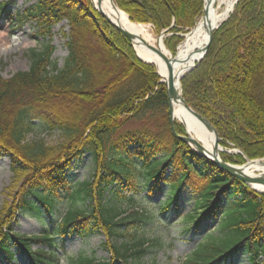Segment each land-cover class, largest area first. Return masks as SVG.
Segmentation results:
<instances>
[{
  "label": "trees",
  "instance_id": "obj_1",
  "mask_svg": "<svg viewBox=\"0 0 264 264\" xmlns=\"http://www.w3.org/2000/svg\"><path fill=\"white\" fill-rule=\"evenodd\" d=\"M27 1L35 3L15 16L6 15L8 4H0V16L16 28L35 23L44 38L66 21L68 56L59 67L54 47L46 45L28 54L27 72L0 76V156L10 159L14 174L11 200L0 204V259L11 263L19 253L28 264H55L58 236L103 233L109 260L82 254L69 264H140L150 249L144 238L122 227L140 230L158 216L160 221L177 216L182 196L191 191L195 207L185 221L198 228L219 220L220 237L200 244L186 264H234L243 254L250 264H261L264 194L174 138L166 87L152 66L138 60L131 42L93 10L90 0ZM115 3L131 22L150 24L159 34L189 33L204 9L203 0ZM167 47L174 52L168 41ZM181 89L186 103L215 128L221 146L240 150L249 160L264 159V0L238 2L214 32L199 66L182 78ZM34 119L60 134V142L28 141ZM176 131L185 135L180 124ZM85 154L92 158L93 180L77 184L71 198L90 205L69 209L53 234H14L19 215L56 212L58 190L68 188L67 172ZM221 157L245 164L242 155ZM164 188L167 199L155 212L136 205L138 192L147 191L143 199L155 207L149 198ZM112 200L130 211L110 206Z\"/></svg>",
  "mask_w": 264,
  "mask_h": 264
},
{
  "label": "rangeland",
  "instance_id": "obj_2",
  "mask_svg": "<svg viewBox=\"0 0 264 264\" xmlns=\"http://www.w3.org/2000/svg\"><path fill=\"white\" fill-rule=\"evenodd\" d=\"M33 3H35V1L28 2L27 0H0V4H8L6 15L11 14L14 16L16 12L24 11ZM90 4L92 5L91 0ZM93 10H95L94 7ZM95 12L97 11L95 10ZM6 15L3 14L0 16V32L5 33V40L7 42L6 46L3 44L0 45V76H2L4 79H9L19 72H27L31 66L28 54L32 50L42 51L46 45H51L54 47V59L58 62L59 67L63 66V63L68 56V51L66 49V34L69 33V25L66 21H63L59 25L55 26L52 30L51 36L44 38L37 35L38 26H36L35 23L33 24L31 22H26L23 27L16 28L9 23ZM143 25L149 26L151 32L156 38L160 37L161 33H157L152 25ZM193 28L190 30V32L193 30ZM187 34L188 33L182 32L169 33L168 31L163 37L166 48L168 49V41L171 45V48L174 49V52L168 49L172 55L177 54L178 49L184 42L185 36ZM135 55L137 56L136 52ZM153 68L155 69V67ZM31 124L34 127L32 133L27 137L28 141L44 139L49 145H54L60 142V134L48 131L47 127L42 124L40 120L34 119ZM176 124L179 123L176 122ZM221 147L226 149V152H234L233 154H227L224 152L221 153V155H227L233 158L239 155L236 153L239 150L233 147L228 149L223 146ZM257 160L264 161V159ZM137 166L139 167L140 164ZM141 172L142 171L137 168L136 176L141 174ZM13 175L14 174L11 171L10 159L6 156H0V204H3L7 201L10 202L11 200L10 189L14 182ZM93 176L94 165L92 163V158L89 154H85L80 160L74 162L72 168L69 170V172H67L66 177L68 188H60V191L58 190L56 212L52 215H49L45 209H42V212L38 215L21 214L17 217V220L13 224L12 232L20 236H37L45 231H48L51 234L56 232L60 218H62V215L69 209L84 208L85 206L87 207L90 205V202L82 203L79 201H73L71 195L77 188V184L92 181ZM140 181H142V178L136 179V184H139ZM139 189H141V185L139 186ZM167 192L168 188H164V192L154 194L151 199L149 198L155 207H149L147 205L149 202L147 200L148 198L143 199L148 196L147 191L138 192V195L134 200L136 205H140L142 208H145V210L148 209V212L153 213L157 209L156 206L167 199ZM192 197L193 195L191 191H188L182 196L180 200V211L177 216H166L164 219H162V221L159 220L162 217L158 216L156 221L151 219V221H148L145 226L143 225L140 230L135 229L132 225H126L125 227H122L124 232L130 235L135 234L137 238H144L146 242L145 246H148L147 248L150 249L142 258L140 264H186V260L192 255V253L198 248L200 244L208 242L211 239H219V220L206 221L198 228H196L195 224H193L194 222L187 224L185 221L189 214L193 212L195 207V201L192 199ZM110 199L112 198L109 197L108 200ZM110 206H119L130 211V208L126 204L116 200H112ZM224 206L228 207L229 202H224ZM106 240L107 237L103 233H94L88 236H58L56 239L57 248L55 250V264H69V259L73 257H79V255L82 254L94 256L100 261L109 260L111 258L110 254L105 249H103ZM33 248L37 249L38 247L34 246ZM12 251L15 250L13 249ZM260 263L264 264V259L262 257L260 258ZM0 264H28V261L25 256L17 253L11 263H9L8 260L0 259ZM117 264L124 263L118 262ZM234 264H250L249 255L243 254L241 257L237 258Z\"/></svg>",
  "mask_w": 264,
  "mask_h": 264
},
{
  "label": "bare ground",
  "instance_id": "obj_3",
  "mask_svg": "<svg viewBox=\"0 0 264 264\" xmlns=\"http://www.w3.org/2000/svg\"><path fill=\"white\" fill-rule=\"evenodd\" d=\"M239 0H203L204 9L207 10V16L204 15L196 23L191 33L185 36L184 42L178 49L176 55L177 62L173 65L175 72V80L178 82L180 78L186 74L187 70L194 65L202 56V51L207 45L210 32L213 28H217L225 22L232 14ZM92 5L98 11L104 13L111 22L126 30L127 32L137 36L140 40L134 43V48L143 61L153 64L157 68L158 73L163 80L168 79V66L164 58H170L173 55L166 48L163 38L155 37L149 26L137 24L130 21L126 13L118 9L112 0H92ZM212 25V26H211ZM5 27V26H4ZM5 33L0 32V45H7ZM148 46L156 48L160 54L149 49ZM182 80V79H181ZM177 94L172 98V108L177 122L182 123L187 132L204 148L213 152L216 144L215 134L207 129L205 125L191 114L182 104L180 100V88L176 86ZM240 151V150H239ZM226 153V149L220 148L219 153ZM233 154L234 152H228ZM248 176L259 178L264 176V165L262 161L249 164L244 168ZM253 187L259 191H264V185L254 184Z\"/></svg>",
  "mask_w": 264,
  "mask_h": 264
},
{
  "label": "water",
  "instance_id": "obj_4",
  "mask_svg": "<svg viewBox=\"0 0 264 264\" xmlns=\"http://www.w3.org/2000/svg\"><path fill=\"white\" fill-rule=\"evenodd\" d=\"M113 3L115 4V1L112 0ZM240 1V0H239ZM238 1V2H239ZM91 3H92V0H91ZM238 4V3H237ZM116 5V4H115ZM118 7V6H117ZM101 16H103L114 28H116L117 31H119L125 38H127L131 44H132V47L135 51V48H134V43L138 42L140 39L127 32L126 30L120 28L119 26H117L116 24H114L113 22H111L109 20V18L102 12L98 11L96 8H94ZM119 9V8H118ZM234 11V10H233ZM232 11V13H233ZM204 15L207 16V10L204 9ZM230 17V16H229ZM228 17V19H229ZM227 19V20H228ZM226 20V21H227ZM225 21V22H226ZM223 22V23H225ZM222 23V24H223ZM220 24L217 28H213L212 27V30L210 32V37H209V41L207 43V45L204 47L203 51H202V56L201 58L197 61L196 65H194L193 67L189 68L186 72L189 73L191 72L193 69H195L196 67L199 66L200 62L204 59V57L206 56L207 52L209 51V48L211 46V43L213 41V35H214V32L216 30H218L221 25ZM212 26V25H211ZM169 30H165L164 32L161 33L160 37L163 38L166 33L168 32ZM191 33V32H190ZM150 50H152L153 52L157 53V54H160V52L154 48V47H151V46H148ZM136 52V51H135ZM137 54V53H136ZM137 58L139 61L143 62L144 64H147V65H151L153 66V64L151 63H148V62H145L143 61L141 58H139V56L137 55ZM164 60L166 61L167 63V66H168V79L167 80H163L162 79V76L158 73L157 71V68L155 67L156 69V74L161 78V82L162 84L165 85L166 87V93H167V96H168V100H169V119H170V127H171V133L172 135L174 136V138H176L177 140H179L180 142L188 145L195 153H197V155L203 159H206V160H209L210 162H212L214 165H216L218 168H220L221 170H223L224 172L228 173L230 176H232L233 178H236L237 180L241 181L242 183L248 185L249 187H251L255 192L257 193H260V194H264V191H259L257 189H255L253 187L254 184H259V185H264V176L263 177H259V178H255V177H251V176H248L245 171H244V168L246 166H248L249 164H253L255 162H260L262 160H249L247 159L246 157L245 160H246V163L244 165H234V164H231V163H228V162H225L223 161L222 157H221V153H219V149L221 148V145H220V138H219V135L217 133V131L215 130V128L211 125V123L205 119L203 116H201L199 113H197L196 111H194L187 103L186 101L184 100L183 96H182V93H180V100L183 104V106L191 113L193 114L196 118H198L204 125L207 129L211 130L214 134H215V138H216V144H215V148L213 150V152H209L207 151L204 146L198 142L197 140H195L188 132H187V129L185 128V126L181 124V126L184 128L185 130V135H179L176 131V122L177 120L175 119V116H174V110L172 108V98L175 96V95H179L177 94V90H176V86L178 85V88H180V91H181V79L185 76V74L180 78V80L177 82L175 80V72H174V68H173V65L177 62V58L176 56H172L170 58H164ZM186 73V74H187ZM236 152V151H235ZM227 154H230L228 152H226ZM237 154L239 155H242L244 156V154L241 152V151H237L236 152ZM262 164L264 165V161H262Z\"/></svg>",
  "mask_w": 264,
  "mask_h": 264
}]
</instances>
